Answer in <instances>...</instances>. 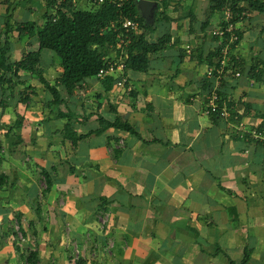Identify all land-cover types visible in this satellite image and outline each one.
<instances>
[{
	"label": "crops",
	"instance_id": "0c3cea01",
	"mask_svg": "<svg viewBox=\"0 0 264 264\" xmlns=\"http://www.w3.org/2000/svg\"><path fill=\"white\" fill-rule=\"evenodd\" d=\"M90 1L76 3L90 8ZM134 1L153 28L149 40L171 36L147 73L125 75L120 64L110 91L100 78L72 96L62 88L59 109L26 70L14 90L0 85V264H242L245 257L264 264V11L248 10L237 22L236 60L218 81L207 71L221 45L211 30L223 12L204 30L210 0ZM145 1L154 3L149 14ZM46 12L44 0H0V47L8 37L9 63L39 51L34 33L20 29L44 25ZM41 58L44 77L57 81L59 58L49 50ZM123 79L127 88L118 85ZM29 86L36 95L22 103ZM214 89L231 118L205 113ZM61 111L85 135L76 145L63 135ZM101 119L134 133L98 134Z\"/></svg>",
	"mask_w": 264,
	"mask_h": 264
},
{
	"label": "trees",
	"instance_id": "16d2710c",
	"mask_svg": "<svg viewBox=\"0 0 264 264\" xmlns=\"http://www.w3.org/2000/svg\"><path fill=\"white\" fill-rule=\"evenodd\" d=\"M44 1L47 5V12L43 16L44 25L36 26L27 23L20 29L21 35L25 32L34 33L39 43V51L26 53L19 62L9 63L10 58H8V55L11 48L7 37L5 44L0 47V71L5 74L12 73V76L10 78L0 76V85L9 84L10 88L14 90L18 84L15 83V78L17 80L21 79V72L26 70L39 80L52 95L53 99L49 104L51 109H59L65 103L61 93L62 88L67 91L69 96H72L75 91L83 88L85 81L97 78L101 70H108L111 66L117 69L120 64H123V74L125 75L129 71L147 73L150 70L151 62L159 59L171 42L170 35H164L156 41L148 39L149 30L153 31V28L147 26L146 20L140 15L134 0H106L102 4H97L94 0H91L90 8L79 7L76 3L77 0ZM210 2L209 18L203 25L204 30L210 26L212 17L223 12L227 4L231 6L235 15L234 22H238L241 18L243 19V13H245L246 17V11L248 10L264 11V0H210ZM244 3L248 4V9L242 7ZM127 19L136 23V29L127 30L124 28V23ZM223 25L222 27H225V24ZM6 28H9V24H6ZM9 30L11 31L12 29L10 28ZM139 30L142 31L141 36L137 35ZM237 34L241 41L239 29ZM213 38L216 41H220L215 36ZM239 43L231 44L230 50L234 51ZM223 45L226 44L224 43ZM220 48L218 52L209 57L210 67L217 66L221 58ZM44 50L52 51L60 60L62 74L55 82H49L44 77L41 58ZM113 52H115L116 57L113 60L111 58L108 59L107 57L111 56ZM213 57H216L215 61L212 60ZM235 60V57H232L231 64ZM115 79L114 76L105 77L107 91H110L115 86ZM125 86H127V81L123 84V87ZM20 95L21 102L28 103L36 95V88L29 86ZM220 99L219 108L221 111L224 107L222 98L220 97ZM212 116L221 118L219 112L212 114ZM58 117L67 118L62 111ZM70 120L71 118L68 119L67 128L63 135L76 145L78 141L85 138V135L74 133L71 129ZM100 124L101 129L95 131L98 134H102L110 128L134 133L129 124H123L118 120L111 123L101 119ZM17 125L18 123L12 125L10 130H13ZM2 161L0 159V165ZM14 233L16 235L15 231ZM32 255L34 256V254ZM247 261L248 257H245L242 264H246Z\"/></svg>",
	"mask_w": 264,
	"mask_h": 264
},
{
	"label": "built area",
	"instance_id": "2783aa9c",
	"mask_svg": "<svg viewBox=\"0 0 264 264\" xmlns=\"http://www.w3.org/2000/svg\"><path fill=\"white\" fill-rule=\"evenodd\" d=\"M94 1L97 4H102L106 0H94ZM223 14H224V16H223L221 24L218 27L211 30L212 36H215V37L219 38V40H220L219 43L221 44V48H220L221 49V55H220L221 58L218 61L216 67H210L207 71V76L209 78L215 79L218 81H222L225 78L228 66H230V64H231V58H232V54L234 51L230 50V45L237 43V42H240V37L237 34V31H238L237 22H234L235 15H234L233 10L229 4H227L226 7L224 8ZM242 17H245V13H243ZM223 24H225V27H222V26H224ZM136 27H137L136 23H134L133 21H131L129 19H127L124 23V28L127 30L136 29ZM224 43L226 45H223ZM118 68L115 69L114 67L111 66L108 70H101L98 73L97 78L105 79L106 76H109L110 74L115 73L118 70ZM236 75L240 76V73L237 72ZM125 82H126V80L123 79L122 81L118 82V85L123 86V84ZM220 100L221 99H220L219 92L217 91V89L210 91L207 94V97L205 99V102H206L205 113L207 115H212V114L219 112L221 118H231V113L228 109L223 108L220 111V108H219ZM250 134L255 139H263L262 134L257 132V131H253ZM123 145H124L123 142H120L119 148H122ZM104 217L106 218V220L108 219V216H104ZM105 218H102V220H101L103 223L106 222ZM13 228H14V231L16 232L18 241L20 243L26 242L25 234H24L22 227L18 221H16L14 223Z\"/></svg>",
	"mask_w": 264,
	"mask_h": 264
},
{
	"label": "water",
	"instance_id": "95a60500",
	"mask_svg": "<svg viewBox=\"0 0 264 264\" xmlns=\"http://www.w3.org/2000/svg\"><path fill=\"white\" fill-rule=\"evenodd\" d=\"M154 5V3L153 2H150V1H145V2H143L142 3V8H143V11L145 12V13H148L149 14V12L151 11V7Z\"/></svg>",
	"mask_w": 264,
	"mask_h": 264
},
{
	"label": "rangeland",
	"instance_id": "374dc122",
	"mask_svg": "<svg viewBox=\"0 0 264 264\" xmlns=\"http://www.w3.org/2000/svg\"><path fill=\"white\" fill-rule=\"evenodd\" d=\"M56 56V55H55ZM58 59V58H57ZM103 218H105V217H103ZM105 220H106V218H105ZM106 222H107V220H106ZM110 246H112V244H110Z\"/></svg>",
	"mask_w": 264,
	"mask_h": 264
}]
</instances>
